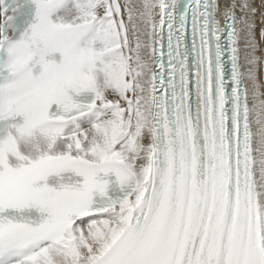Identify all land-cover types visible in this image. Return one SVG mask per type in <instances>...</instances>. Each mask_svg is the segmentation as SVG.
<instances>
[{
  "label": "snow or ice",
  "instance_id": "6c2138e0",
  "mask_svg": "<svg viewBox=\"0 0 264 264\" xmlns=\"http://www.w3.org/2000/svg\"><path fill=\"white\" fill-rule=\"evenodd\" d=\"M251 7L0 4V264H264Z\"/></svg>",
  "mask_w": 264,
  "mask_h": 264
},
{
  "label": "bare ground",
  "instance_id": "6f19581e",
  "mask_svg": "<svg viewBox=\"0 0 264 264\" xmlns=\"http://www.w3.org/2000/svg\"><path fill=\"white\" fill-rule=\"evenodd\" d=\"M223 2V0H222ZM251 10L249 12V21L253 25V36L255 38V56L256 63V77L257 82L264 85V0H249ZM243 47V44L241 45ZM261 92H264V87H261ZM264 99V97H261Z\"/></svg>",
  "mask_w": 264,
  "mask_h": 264
}]
</instances>
